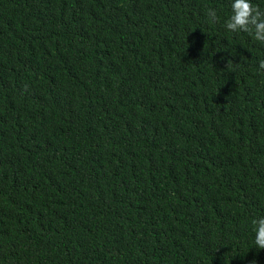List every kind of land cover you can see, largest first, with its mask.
Segmentation results:
<instances>
[{
    "label": "trees",
    "instance_id": "obj_1",
    "mask_svg": "<svg viewBox=\"0 0 264 264\" xmlns=\"http://www.w3.org/2000/svg\"><path fill=\"white\" fill-rule=\"evenodd\" d=\"M232 3L0 0V264H264V43Z\"/></svg>",
    "mask_w": 264,
    "mask_h": 264
},
{
    "label": "clouds",
    "instance_id": "obj_2",
    "mask_svg": "<svg viewBox=\"0 0 264 264\" xmlns=\"http://www.w3.org/2000/svg\"><path fill=\"white\" fill-rule=\"evenodd\" d=\"M231 10L232 14L225 24L226 29L234 33H248L255 40L264 43V10L258 5L254 6L251 0H233ZM207 15L212 22L218 19L216 11L211 8L208 9ZM259 68L264 69V60L259 61ZM252 225L255 245L264 249V218L254 219Z\"/></svg>",
    "mask_w": 264,
    "mask_h": 264
}]
</instances>
